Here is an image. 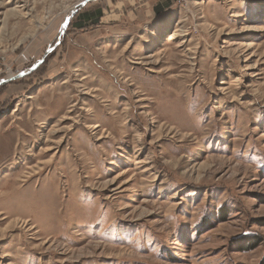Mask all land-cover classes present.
<instances>
[{
    "label": "rangeland",
    "instance_id": "374dc122",
    "mask_svg": "<svg viewBox=\"0 0 264 264\" xmlns=\"http://www.w3.org/2000/svg\"><path fill=\"white\" fill-rule=\"evenodd\" d=\"M80 1L0 0V264H258L264 0Z\"/></svg>",
    "mask_w": 264,
    "mask_h": 264
},
{
    "label": "trees",
    "instance_id": "16d2710c",
    "mask_svg": "<svg viewBox=\"0 0 264 264\" xmlns=\"http://www.w3.org/2000/svg\"><path fill=\"white\" fill-rule=\"evenodd\" d=\"M78 16V21L75 22L74 28H84L92 24H97L99 22L100 17L102 16V10L99 8L97 10H93L92 12L86 11ZM253 243V245L255 246V242ZM258 264H264V256L259 260Z\"/></svg>",
    "mask_w": 264,
    "mask_h": 264
},
{
    "label": "water",
    "instance_id": "95a60500",
    "mask_svg": "<svg viewBox=\"0 0 264 264\" xmlns=\"http://www.w3.org/2000/svg\"><path fill=\"white\" fill-rule=\"evenodd\" d=\"M90 1H92V0H82V1L78 2V3L75 5L74 9H72L71 12H70V14L65 18V20H64V22H63V24H62V28H61L60 34H62L63 31L66 29V27L68 26V24H69V22H70V19L75 15V12H77L78 8H80V7H84L85 4L88 3V2H90ZM60 34H59V36H60ZM41 61H42V60H40L39 62H41ZM32 68H33V67H32ZM32 68H31V69H32ZM26 73H27V72H22V73H19V74H17V75H14V77H10V78H6V79H4V80H1V81H0V84L5 83V82H7V81H11V80H13V79L16 78V77L23 76V75L26 74Z\"/></svg>",
    "mask_w": 264,
    "mask_h": 264
},
{
    "label": "bare ground",
    "instance_id": "6f19581e",
    "mask_svg": "<svg viewBox=\"0 0 264 264\" xmlns=\"http://www.w3.org/2000/svg\"><path fill=\"white\" fill-rule=\"evenodd\" d=\"M62 82H65V80H63ZM96 125H94V127H95Z\"/></svg>",
    "mask_w": 264,
    "mask_h": 264
},
{
    "label": "built area",
    "instance_id": "2783aa9c",
    "mask_svg": "<svg viewBox=\"0 0 264 264\" xmlns=\"http://www.w3.org/2000/svg\"><path fill=\"white\" fill-rule=\"evenodd\" d=\"M1 71V70H0Z\"/></svg>",
    "mask_w": 264,
    "mask_h": 264
}]
</instances>
